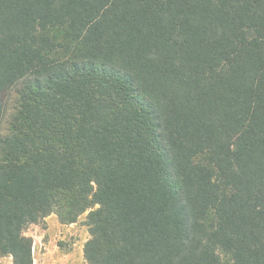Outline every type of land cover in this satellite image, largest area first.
I'll return each mask as SVG.
<instances>
[{
  "label": "trees",
  "instance_id": "1",
  "mask_svg": "<svg viewBox=\"0 0 264 264\" xmlns=\"http://www.w3.org/2000/svg\"><path fill=\"white\" fill-rule=\"evenodd\" d=\"M83 214L85 264H264V0H0V258Z\"/></svg>",
  "mask_w": 264,
  "mask_h": 264
},
{
  "label": "rangeland",
  "instance_id": "2",
  "mask_svg": "<svg viewBox=\"0 0 264 264\" xmlns=\"http://www.w3.org/2000/svg\"><path fill=\"white\" fill-rule=\"evenodd\" d=\"M85 216L75 224L62 225L50 215L44 222L30 225L26 235L33 239V264H85L83 245L89 238ZM0 264H12L11 257H1Z\"/></svg>",
  "mask_w": 264,
  "mask_h": 264
}]
</instances>
